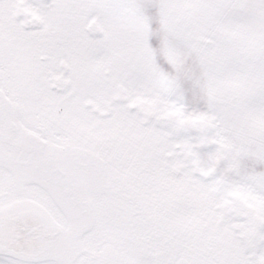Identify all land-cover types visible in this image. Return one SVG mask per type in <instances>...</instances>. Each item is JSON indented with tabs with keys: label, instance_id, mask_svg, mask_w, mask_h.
Instances as JSON below:
<instances>
[{
	"label": "snow or ice",
	"instance_id": "1",
	"mask_svg": "<svg viewBox=\"0 0 264 264\" xmlns=\"http://www.w3.org/2000/svg\"><path fill=\"white\" fill-rule=\"evenodd\" d=\"M0 264H264V0H0Z\"/></svg>",
	"mask_w": 264,
	"mask_h": 264
}]
</instances>
